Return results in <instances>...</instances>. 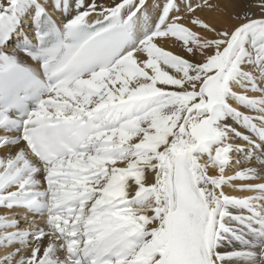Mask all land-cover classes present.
<instances>
[{"label": "snow or ice", "instance_id": "snow-or-ice-1", "mask_svg": "<svg viewBox=\"0 0 264 264\" xmlns=\"http://www.w3.org/2000/svg\"><path fill=\"white\" fill-rule=\"evenodd\" d=\"M181 3L243 22L197 32ZM246 3L49 0L57 20L0 0V208L46 217L0 214V264H264V182L225 192L264 175V15ZM236 154L259 168L225 175Z\"/></svg>", "mask_w": 264, "mask_h": 264}, {"label": "bare ground", "instance_id": "bare-ground-1", "mask_svg": "<svg viewBox=\"0 0 264 264\" xmlns=\"http://www.w3.org/2000/svg\"><path fill=\"white\" fill-rule=\"evenodd\" d=\"M4 3H7V0H3ZM42 3H45L46 5H48V10L49 12L53 15V17L57 20L61 19V15L59 12L53 11L51 5L49 4V0H41ZM99 3H103L105 6H110L112 4V0H98ZM150 8L151 6L159 3L161 6L163 5V3L165 2V0H148ZM193 4L196 3V0H192ZM260 0H247V3L243 6L244 10H248L250 12H252L253 16H258L260 17L261 15H263V12L261 11L260 8ZM181 8L182 11L179 13V15L183 16V23L186 24L187 26H189L190 28H192L193 30L200 32V29L197 25H193L192 24V20L195 18V16H199L202 19H204L205 21L215 25L218 28H227V29H232L235 26L239 25L240 23H242V20L239 19H235L234 16H226V15H222L219 12H214L211 11L207 8H201V9H197L195 14H186L183 11V3H181ZM255 9V11H253ZM240 9H235L234 11H239ZM247 11V12H248ZM157 14H158V10H156ZM177 13H173V15H176ZM258 17H253V18H258ZM30 18H25L24 19V25H25V30L28 32H31L32 29L28 28L27 25L30 23ZM201 34H206V33H201ZM163 46L170 51H173L175 54H180V55H187L186 50L183 49L181 47V45L176 42L175 40H167L163 42ZM14 48L13 44H9L6 48L7 51H12ZM189 59H191V57H188ZM197 59H200V57L198 56ZM28 63L30 64V66L35 67V62L29 60ZM238 92H243L242 89L237 88L236 89ZM249 95L252 96H259L260 93L258 92H249ZM233 106L237 107L238 109L244 111L246 114L249 115H259V113H256L250 109H246L244 108L242 105H240L238 102L233 101ZM241 131H247L246 129L241 128ZM0 134H4V133H0ZM6 135H15V133H7ZM234 143H239V144H244V142L242 140H234ZM257 143H259V141L257 140ZM246 148L250 147L249 145H244ZM15 152V148H3V152L0 153V155L3 154H8V153H12ZM255 155L257 157L260 156V150H256ZM238 161V162H236ZM258 167L260 166V160L259 159H252L249 160L247 159L245 154H236V156L234 157V162L233 164L226 169L225 175H234L236 171L240 170L241 168H246V167ZM213 174L218 175L219 174V170L215 169L213 170ZM152 179L151 174H149V180ZM264 182V175L261 176L260 179H257L255 181H240L237 180L234 182V184L237 187H231V186H226L225 187V192L229 195H234L237 197H245V196H250V195H255V193L253 192H248V191H240L239 190V185L241 184H245V183H261ZM0 214H4L9 216L10 218H20V224L19 227L21 229H26L29 227V224L25 223L22 216L26 215L28 217V219L33 220L34 219V223L31 225L32 227H37V226H45L46 225V217L43 216H36L33 218L31 213H25L22 209L17 210V209H13V210H8V209H2L0 208ZM16 229H9V231H15ZM239 245L237 243H228L225 242L222 245V251H231L234 248H238ZM14 250V248H10L9 251ZM4 249L0 248V254L4 253ZM226 264H243V262H226Z\"/></svg>", "mask_w": 264, "mask_h": 264}, {"label": "rangeland", "instance_id": "rangeland-1", "mask_svg": "<svg viewBox=\"0 0 264 264\" xmlns=\"http://www.w3.org/2000/svg\"><path fill=\"white\" fill-rule=\"evenodd\" d=\"M247 11H248V10H247ZM253 11H255V9H254ZM247 14H248L249 16H251V17H258V16H253L252 12H250V11H248ZM263 15H264V12H263Z\"/></svg>", "mask_w": 264, "mask_h": 264}]
</instances>
